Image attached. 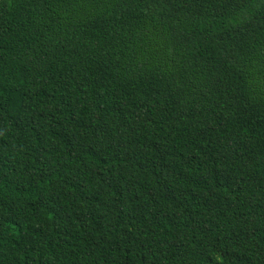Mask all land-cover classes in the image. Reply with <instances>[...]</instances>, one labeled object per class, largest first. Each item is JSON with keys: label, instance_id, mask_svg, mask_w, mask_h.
Masks as SVG:
<instances>
[{"label": "trees", "instance_id": "trees-1", "mask_svg": "<svg viewBox=\"0 0 264 264\" xmlns=\"http://www.w3.org/2000/svg\"><path fill=\"white\" fill-rule=\"evenodd\" d=\"M0 264H264V0H1Z\"/></svg>", "mask_w": 264, "mask_h": 264}, {"label": "water", "instance_id": "water-1", "mask_svg": "<svg viewBox=\"0 0 264 264\" xmlns=\"http://www.w3.org/2000/svg\"><path fill=\"white\" fill-rule=\"evenodd\" d=\"M1 1V0H0Z\"/></svg>", "mask_w": 264, "mask_h": 264}]
</instances>
